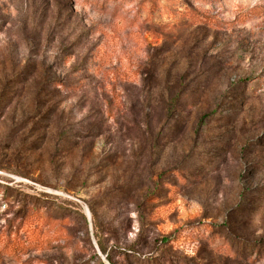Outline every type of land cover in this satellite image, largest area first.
I'll list each match as a JSON object with an SVG mask.
<instances>
[{
	"label": "rangeland",
	"instance_id": "rangeland-1",
	"mask_svg": "<svg viewBox=\"0 0 264 264\" xmlns=\"http://www.w3.org/2000/svg\"><path fill=\"white\" fill-rule=\"evenodd\" d=\"M0 264H264V0H0Z\"/></svg>",
	"mask_w": 264,
	"mask_h": 264
},
{
	"label": "trees",
	"instance_id": "trees-1",
	"mask_svg": "<svg viewBox=\"0 0 264 264\" xmlns=\"http://www.w3.org/2000/svg\"><path fill=\"white\" fill-rule=\"evenodd\" d=\"M169 239H170L169 236L161 237V242H162V243H165V242H167ZM150 258H151V257H150ZM150 261H152V260H150Z\"/></svg>",
	"mask_w": 264,
	"mask_h": 264
}]
</instances>
